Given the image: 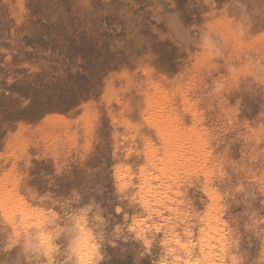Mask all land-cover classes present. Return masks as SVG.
<instances>
[{"label": "rangeland", "instance_id": "1", "mask_svg": "<svg viewBox=\"0 0 264 264\" xmlns=\"http://www.w3.org/2000/svg\"><path fill=\"white\" fill-rule=\"evenodd\" d=\"M147 97L193 159L155 198ZM79 226L90 264H264V0H0V264H73Z\"/></svg>", "mask_w": 264, "mask_h": 264}, {"label": "bare ground", "instance_id": "2", "mask_svg": "<svg viewBox=\"0 0 264 264\" xmlns=\"http://www.w3.org/2000/svg\"><path fill=\"white\" fill-rule=\"evenodd\" d=\"M158 95H161L160 94V92L158 93ZM158 95H156V93H155V96H158ZM163 96V95H162ZM148 98V97H147ZM146 98V99H147ZM156 98V97H155ZM167 100H168V98H166ZM166 99H164L163 97H158L157 99H152L151 97L150 98H148V100H145V106L147 107V109H146V112H145V114L143 115V116H145L144 118V122H145V120L147 119L148 121H149V123L156 129V135H158V137L160 138V141H161V143H162V145H163V151H165V154H164V156H165V158H161V160H160V162L158 163L157 161H159V159L157 158V161L156 160H154V156H153V148H152V145L151 144H149V143H147L146 144V147H145V155H146V157H145V159H146V161H147V163L150 165V166H154V171H156L155 173H153V172H150L149 170L150 169H147L146 168V166H143V167H141L140 168V170H139V173H138V176L140 177V179H146V181L144 180V182H142V183H144L143 185H142V187L140 188L139 186V188L140 189H142L143 190V194H145V196H147L148 194L150 195L151 194V197H153V198H155L156 196H158L159 197V195H161V194H165L166 192L165 191H167V190H169V191H171V185H165L164 183L166 182V181H164L165 179H167V178H171L172 179V177H175V175L176 174H174V173H176L178 170H175L176 168H179V166L180 167H183V168H185L186 166H188V163H190L191 162V160H193V159H188L187 160V164L185 163L186 161V159H184V154H185V147H186V143L184 142V137L186 136V134H184L183 132H184V130L181 132V131H179L178 129H176V128H171V125L173 124V121H174V119L170 116L171 115V113H169V114H167V113H165L164 112V110H163V102H165L166 101ZM168 102V101H167ZM166 102V103H167ZM165 103V104H166ZM188 110V109H187ZM173 113V112H172ZM177 119V118H176ZM178 122V121H177ZM195 122V121H194ZM121 124H122V122H121ZM176 124V123H175ZM179 124V123H178ZM150 125V126H151ZM177 125V124H176ZM175 125V126H176ZM193 127V126H192ZM191 127V128H192ZM190 128V129H191ZM151 129V128H150ZM182 129V128H181ZM184 129V128H183ZM186 129V128H185ZM193 129H194V127H193ZM193 129H192V131H193ZM188 130V129H187ZM186 132V131H185ZM195 132V131H194ZM193 132V134H190V133H188L189 134V136H190V138L188 137V139H190L191 140V143H192V145H196V144H198L199 143V141H202L201 140V138L199 137V136H195L196 134ZM202 136V135H201ZM204 136V135H203ZM202 136V137H203ZM124 139V138H123ZM186 139V138H185ZM186 141V140H185ZM148 142V141H147ZM208 143V142H207ZM145 144V143H144ZM207 145H209V144H207ZM189 148V147H188ZM206 148H208L207 146H206ZM155 149V148H154ZM160 149H161V147H160ZM190 149V148H189ZM162 150V149H161ZM160 150V151H161ZM203 150H205V149H203ZM162 151V152H163ZM186 151H187V148H186ZM143 152V151H142ZM162 152H161V157H163V155H162ZM189 152V151H188ZM197 152V151H196ZM195 152V153H196ZM199 153H201V152H199ZM156 154V153H155ZM144 155V154H143ZM190 155V154H189ZM157 156V155H156ZM201 156V155H200ZM203 157V156H202ZM208 157V156H207ZM188 158V157H187ZM195 159H197V157L195 158ZM199 159V158H198ZM145 160H144V163L146 162ZM209 161V160H208ZM155 162V163H154ZM156 162H157V166H155V164H156ZM197 162V161H196ZM207 162V161H206ZM210 164V163H209ZM192 165V164H191ZM190 165V166H191ZM200 166V165H199ZM158 167V168H157ZM167 167H168V169H167ZM194 167V166H193ZM149 168V167H148ZM182 168V169H183ZM189 168V167H188ZM119 169V168H118ZM156 169V170H155ZM181 169V174L183 175V174H185V171L186 170H184V173H182L183 172V170ZM190 169V168H189ZM191 169H192V167H191ZM196 169V168H195ZM121 170V169H120ZM119 170V171H120ZM137 170V171H138ZM208 170V169H207ZM176 171V172H175ZM180 171V170H179ZM198 171H199V168H198ZM189 172H190V170H189ZM193 172V171H192ZM199 172H201V171H199ZM124 173V172H123ZM129 173V172H128ZM204 173V172H203ZM129 174H131V172L129 173ZM187 174V173H186ZM122 175V174H121ZM116 176H118V177H120L119 176V172H118V175L116 174ZM125 176V175H124ZM123 175H122V177H124ZM130 176V175H129ZM179 176V175H178ZM187 176H188V174H187ZM192 176V175H191ZM197 176H202L201 175V173L199 174V175H197ZM197 176H196V179H197ZM205 176V175H204ZM138 177V178H139ZM184 177H185V175H184ZM194 177V176H193ZM209 177V176H208ZM125 178H127V177H125ZM176 178H177V176H176ZM175 178V179H176ZM183 178V177H182ZM210 178V177H209ZM124 179V178H123ZM131 179V178H130ZM174 179V180H175ZM178 179H179V177H178ZM183 179H185V178H183ZM158 181V183H159V185L156 187V189L158 188V191L160 192V193H158V192H156L155 191V187L152 185V181ZM156 181V182H157ZM173 181V180H172ZM167 183V182H166ZM170 183V182H169ZM168 183V184H169ZM177 183V182H176ZM175 182L173 183V184H176ZM193 186V185H192ZM138 188V189H139ZM161 190H165V191H161ZM172 192V191H171ZM206 192V191H205ZM212 193H213V191H211ZM207 193V192H206ZM212 193H210L211 195H212ZM136 194H138V192H136ZM176 195V194H175ZM139 196H143V195H141V194H139ZM208 196V195H207ZM136 197H137V195H136ZM149 197V196H148ZM147 197V198H148ZM143 197H141V199H142ZM150 198V197H149ZM208 198H209V196H208ZM214 198H216V197H214ZM166 199V198H165ZM170 200H171V198H169ZM213 199V198H212ZM154 200V199H153ZM211 200V199H210ZM137 201H138V198H137ZM144 201V200H143ZM143 201H141L140 203H141V205H146L147 206V208L149 209V202H150V200H149V202H147V201H145L144 202V204L142 203ZM212 201V200H211ZM22 202V201H21ZM156 202H154V204H155ZM214 203V202H213ZM138 205H139V203H138ZM207 207V206H206ZM212 207H214V205H212ZM144 208V207H143ZM153 210V209H152ZM155 210V209H154ZM153 210V211H154ZM146 211V210H145ZM156 211V210H155ZM149 212H150V209H149ZM155 213V212H154ZM147 215V214H146ZM156 216V215H155ZM216 218V217H215ZM216 220V221H215ZM145 221V220H144ZM214 221L216 222V223H218L219 224V221H218V219H214ZM79 231L84 235L85 233L88 235V237H89V239H88V241H87V243H88V245L90 246L91 245V237H90V234L85 230V228L84 227H81V226H79ZM186 231V230H185ZM80 232H79V234H80ZM202 237V236H201ZM174 238V240H175V242L176 243H178V240L176 239V237L174 236L173 237ZM81 240V238H78V239H76V240H73V242H72V246H70L69 247V249H68V251H71L70 253H71V255L72 256H69V258H71V262H73V264H82V262L80 261V259H79V257L76 255V252H75V249L77 248V246H78V241H80ZM182 246H185V245H182ZM72 247V248H71ZM167 251V250H166ZM69 253V252H68ZM69 255V254H68ZM70 260V259H69ZM192 263V262H191ZM190 262H189V260L188 261H186L185 262V264H191ZM71 264V263H70ZM171 264H173V263H171Z\"/></svg>", "mask_w": 264, "mask_h": 264}, {"label": "clouds", "instance_id": "3", "mask_svg": "<svg viewBox=\"0 0 264 264\" xmlns=\"http://www.w3.org/2000/svg\"><path fill=\"white\" fill-rule=\"evenodd\" d=\"M89 237L85 233L84 236L78 241V246L75 249L76 255L79 257L82 264H90V259L95 249L90 247L87 243Z\"/></svg>", "mask_w": 264, "mask_h": 264}]
</instances>
